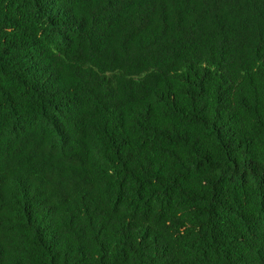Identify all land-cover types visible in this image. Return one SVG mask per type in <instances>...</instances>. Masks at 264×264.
I'll list each match as a JSON object with an SVG mask.
<instances>
[{"label":"trees","instance_id":"trees-1","mask_svg":"<svg viewBox=\"0 0 264 264\" xmlns=\"http://www.w3.org/2000/svg\"><path fill=\"white\" fill-rule=\"evenodd\" d=\"M0 264H264V0H0Z\"/></svg>","mask_w":264,"mask_h":264}]
</instances>
